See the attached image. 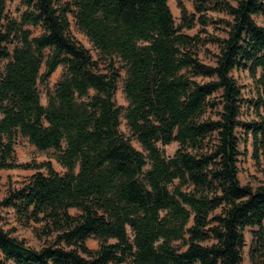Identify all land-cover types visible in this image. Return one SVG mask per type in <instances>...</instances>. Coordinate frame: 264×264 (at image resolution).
Segmentation results:
<instances>
[{
    "label": "trees",
    "instance_id": "trees-1",
    "mask_svg": "<svg viewBox=\"0 0 264 264\" xmlns=\"http://www.w3.org/2000/svg\"><path fill=\"white\" fill-rule=\"evenodd\" d=\"M19 1L15 20L0 0V169L31 167L14 159L21 136L52 149L64 172L42 162L0 199L23 224L55 234L34 248L0 225V264H242L246 227L255 228L250 261L264 264V186L240 183L236 132L250 133L264 158V115L240 120L232 76L259 73L261 94L249 102L264 112V26L254 20L264 0L221 4L231 21L214 64L182 31L206 23L212 0H189L193 13L176 0L179 24L167 0ZM69 16L97 59L71 36ZM60 65L42 104L39 84ZM121 69L125 106L115 101ZM172 142L165 157L159 144Z\"/></svg>",
    "mask_w": 264,
    "mask_h": 264
},
{
    "label": "rangeland",
    "instance_id": "rangeland-1",
    "mask_svg": "<svg viewBox=\"0 0 264 264\" xmlns=\"http://www.w3.org/2000/svg\"><path fill=\"white\" fill-rule=\"evenodd\" d=\"M223 2L235 5L237 0H212L209 4V9L204 13L206 23L201 24L199 21H196L192 28L182 30L184 33L195 36L199 39V43L196 47V54L202 62L207 64L215 63V55L219 52V45L218 42L215 41V38H223L226 36L225 30L228 28L226 22L231 21V16H229L221 7ZM183 3L188 13L194 12L191 1L183 0ZM167 4L175 19V23L179 24L180 13L176 5V0H167ZM24 9L25 7L19 0H6L5 14L9 18L19 20L20 13ZM196 17L198 16L196 15ZM68 18L70 21L69 30L71 36L85 48L89 49L92 57L97 59L96 50L92 47L87 38L76 28L73 18L71 16ZM254 20L257 24L264 26V14L255 15ZM25 28H29L33 35H37L41 31L39 27H33L30 25L25 26ZM117 65L120 67L119 63H117ZM43 69L44 67L41 68V72ZM63 71V66H58L47 79L46 84H39V90L41 92L40 101L42 104H45L46 102L45 88L53 89L54 84L60 78ZM120 75L121 78L117 82V90L115 92V101L117 104L125 106L127 102L121 88L122 79L125 75L123 69L120 70ZM232 76L240 87L241 98L245 100L241 107L240 120L244 122L259 120V117L264 115L262 108L257 110L254 105L249 102L250 100L255 101L261 94L262 86L258 83L259 73H256V76L253 77L248 70L234 69L232 71ZM120 130L126 136L130 135L125 127V121L122 118ZM236 132L240 139V154L237 162L240 183L248 184L253 188L264 186L263 156L260 154V151L255 150L254 140L250 133H247L242 128H238ZM131 143L136 149L142 150L141 146L135 139H132ZM159 147L163 150L165 157H170L178 148V143L172 142L168 145L159 144ZM14 148L15 161L19 164H28L31 167L27 169L20 167L0 169V199L7 194L8 190L22 186L27 181L28 177L38 170L35 167L42 162L49 161L56 171L60 173L64 172V169L54 159V151L52 149L40 151L31 145L26 138L21 136L17 137ZM255 154H257V156H255ZM40 170L43 171L44 169ZM70 212L76 213V210L71 209ZM0 225L3 229L9 231L12 236L24 240L26 244L34 248L41 247L43 243L50 242L55 237L54 233L50 236H45L43 234L42 222L36 223L30 221L27 224H23L18 220L12 209L9 208H0ZM253 229L255 228L246 227L243 230L245 246L242 250V264H253L249 258V246L251 244ZM85 243L88 248L95 249L98 247L99 241L94 237H90ZM0 258H2L1 254Z\"/></svg>",
    "mask_w": 264,
    "mask_h": 264
}]
</instances>
